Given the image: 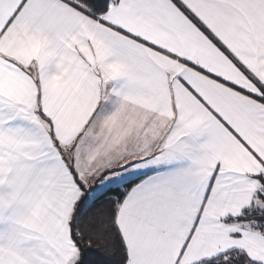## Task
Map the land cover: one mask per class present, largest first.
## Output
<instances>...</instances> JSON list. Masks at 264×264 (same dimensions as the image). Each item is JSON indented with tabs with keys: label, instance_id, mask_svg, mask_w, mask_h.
<instances>
[{
	"label": "snow or ice",
	"instance_id": "6c2138e0",
	"mask_svg": "<svg viewBox=\"0 0 264 264\" xmlns=\"http://www.w3.org/2000/svg\"><path fill=\"white\" fill-rule=\"evenodd\" d=\"M0 264H264V0H0Z\"/></svg>",
	"mask_w": 264,
	"mask_h": 264
}]
</instances>
